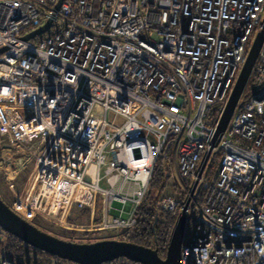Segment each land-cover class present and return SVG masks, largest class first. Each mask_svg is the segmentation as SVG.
<instances>
[{"label": "built area", "instance_id": "2783aa9c", "mask_svg": "<svg viewBox=\"0 0 264 264\" xmlns=\"http://www.w3.org/2000/svg\"><path fill=\"white\" fill-rule=\"evenodd\" d=\"M57 1L0 0V179L9 207L65 230L131 228L158 158L169 163L167 181L188 194L211 149L179 264H264V39L251 96L242 100L243 89L210 148L264 0H62L54 9ZM114 201L125 218L109 213ZM157 204L174 213L178 199L164 194ZM0 264L23 263L2 249Z\"/></svg>", "mask_w": 264, "mask_h": 264}, {"label": "water", "instance_id": "95a60500", "mask_svg": "<svg viewBox=\"0 0 264 264\" xmlns=\"http://www.w3.org/2000/svg\"><path fill=\"white\" fill-rule=\"evenodd\" d=\"M62 0H58L54 6L57 9ZM47 20L43 26L22 37L28 39L44 31L49 25ZM264 20L256 33L250 49L247 53L244 65L237 77L233 89L227 99L224 110L216 127L215 134L210 143L214 147L220 134L224 131L233 109L246 85L252 65L259 52L263 39ZM5 48H0L2 52ZM211 149H208L197 172L200 177L209 158ZM197 179L191 184L190 190L176 215L175 221L169 233L164 256L158 254L157 248L144 246L131 241L119 239H100L92 242H76L65 240L49 234L16 214L11 207L0 197V228L16 237L23 243L41 250L60 259L76 264H104L118 258H124L137 264H179L181 244L183 242L187 210L197 186Z\"/></svg>", "mask_w": 264, "mask_h": 264}, {"label": "trees", "instance_id": "16d2710c", "mask_svg": "<svg viewBox=\"0 0 264 264\" xmlns=\"http://www.w3.org/2000/svg\"><path fill=\"white\" fill-rule=\"evenodd\" d=\"M251 81H248L247 88L243 91L242 100H246L251 96ZM263 118H264V110H263ZM221 152L216 151L213 153L212 158L209 162L208 168L209 172L212 171L220 160ZM169 163L164 157H160L156 160V164L153 170V174L151 180L149 182V191L141 205L138 207L136 211V222L135 225L129 230H123L121 232V239L125 241H131L133 243L141 244L144 246H150L153 248H157L158 254L161 256L164 255L165 247L167 244V240L169 237L170 229L175 221L177 211L182 206L185 200V193L182 192L180 194L178 200V207L174 213L163 211L158 207L156 198L158 195L164 190V187L167 182V175L169 172ZM175 187V185H174ZM2 198V196L0 195ZM201 192H197L195 196V200L200 199ZM5 202L6 200L2 198ZM11 200V199H10ZM10 205L11 201L6 202ZM191 212L187 214V221L185 226V235L188 233L192 227L191 213L193 212V207H191ZM47 222V221H46ZM42 222L39 219H35L32 223L44 229L48 232H53L57 230L59 232L62 231L63 234H67V231H64L60 227H55V224L51 222ZM55 232V231H54ZM87 232H79V233H68L67 240L70 241H90L88 239L82 240L84 237L89 235ZM4 242L2 243V247H6V252H9L10 257L15 259L19 263L23 264H72L65 263L63 260L55 263H51L46 256H49L47 253L35 249L22 241L18 240L16 237L5 233ZM1 245V244H0ZM0 247V249L2 248ZM21 257V258H20ZM104 264H137L130 262L124 258L114 259L109 262H105Z\"/></svg>", "mask_w": 264, "mask_h": 264}, {"label": "rangeland", "instance_id": "374dc122", "mask_svg": "<svg viewBox=\"0 0 264 264\" xmlns=\"http://www.w3.org/2000/svg\"><path fill=\"white\" fill-rule=\"evenodd\" d=\"M249 79H250V77H249ZM247 84H248V82L246 83L244 90L247 88ZM20 113L21 114H26V112H24V111H20ZM36 138H38V137H36ZM32 168H33V163H30L27 166L26 170L24 169L23 171H21L20 173H18V175H17V177L15 179V189H16L17 192H21L22 191V189L24 187V184H25V182L27 181V179L29 177V174H30L29 172L32 170ZM100 174L101 175L103 174V168H101ZM100 185L103 186L104 183L101 182ZM174 185H175V187H174ZM177 187H178V185L174 181H167L166 182V185L164 187V190L158 195V197L156 198V201H158L159 197L162 196V195H164V194H171V195L175 196L176 199L179 200L180 194L182 192H178L177 191ZM198 189H199V186H197V190L195 192V196H196V194L198 192ZM186 194L187 193H185V198L187 196ZM0 195L2 196V198H4L6 200V202L11 201L10 199H12V195L9 194L8 189H7V186L4 183H0ZM191 207H192V205H191ZM119 209L120 210L122 209L121 205L118 202H115L114 201L112 203V210H111L110 213L113 214V216H119L121 218H125V216H126L127 213H120V210ZM137 209L138 208H136V211H137ZM179 210L177 212H179ZM39 220L42 221V222H46V220L45 219H42V218H39ZM33 225H35V224H33ZM35 226L37 227V225H35ZM55 227H57V226L55 225ZM38 228H40V227H38ZM131 228L119 229L118 231H113V230H93V231H90V232L81 231V232L90 233L89 235H87L86 237H84L82 240H86V239L90 240V241H87V242H92V241H96V240H100V239H119V240H123V239H121V232L123 230H129ZM41 230L45 231L44 229H41ZM57 230H54L55 232L54 231L53 232H51V231L50 232L45 231V232H47L49 234H52L54 236H57L59 238L65 239V240H67L66 238H68V235H67L68 233H70V232H72V233H79V231H73V230H65V229H63L64 231H67L68 232L67 234H63L62 231L59 232ZM170 231H171V229H170ZM0 241L2 243L5 241L3 235H0ZM76 242H81V241H76ZM84 242H86V241H84ZM2 243H0L1 244L0 247H2ZM2 249H5L6 250V247H4V248L2 247L0 250H2Z\"/></svg>", "mask_w": 264, "mask_h": 264}, {"label": "crops", "instance_id": "0c3cea01", "mask_svg": "<svg viewBox=\"0 0 264 264\" xmlns=\"http://www.w3.org/2000/svg\"><path fill=\"white\" fill-rule=\"evenodd\" d=\"M0 183H4L3 181H2V179H0ZM5 184V183H4ZM99 204L97 205V207H95V210H98L99 209ZM111 210H112V208H111ZM111 210L109 211V213L111 212ZM125 210H127V207H123V212L122 213H125ZM81 213H87L88 212V209H84V210H82V211H80ZM111 214V213H110ZM95 215H96V213H95ZM111 215H113V214H111ZM72 217L76 220V213H73L72 214Z\"/></svg>", "mask_w": 264, "mask_h": 264}]
</instances>
